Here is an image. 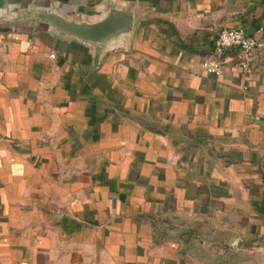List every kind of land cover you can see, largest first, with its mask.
<instances>
[{
  "label": "crops",
  "instance_id": "1",
  "mask_svg": "<svg viewBox=\"0 0 264 264\" xmlns=\"http://www.w3.org/2000/svg\"><path fill=\"white\" fill-rule=\"evenodd\" d=\"M134 29L103 46L27 11ZM264 0H0V264H264V49L203 69Z\"/></svg>",
  "mask_w": 264,
  "mask_h": 264
},
{
  "label": "water",
  "instance_id": "2",
  "mask_svg": "<svg viewBox=\"0 0 264 264\" xmlns=\"http://www.w3.org/2000/svg\"><path fill=\"white\" fill-rule=\"evenodd\" d=\"M27 19L49 25L61 36L76 39L100 49L123 37L134 29L131 11L110 7L107 14L96 21L68 18L54 9L40 8L27 11Z\"/></svg>",
  "mask_w": 264,
  "mask_h": 264
},
{
  "label": "built area",
  "instance_id": "3",
  "mask_svg": "<svg viewBox=\"0 0 264 264\" xmlns=\"http://www.w3.org/2000/svg\"><path fill=\"white\" fill-rule=\"evenodd\" d=\"M264 49V43L258 38L249 36L238 29H225L217 39L212 54L203 61V69L209 75L224 74L225 59L229 51L238 50L244 55L242 69L246 74L252 72L251 57Z\"/></svg>",
  "mask_w": 264,
  "mask_h": 264
}]
</instances>
